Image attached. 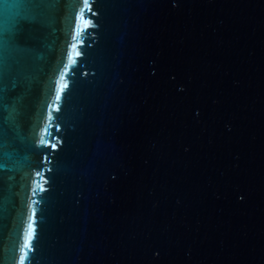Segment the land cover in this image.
Returning a JSON list of instances; mask_svg holds the SVG:
<instances>
[{"label": "water", "instance_id": "obj_1", "mask_svg": "<svg viewBox=\"0 0 264 264\" xmlns=\"http://www.w3.org/2000/svg\"><path fill=\"white\" fill-rule=\"evenodd\" d=\"M13 23L0 264H264V0H49Z\"/></svg>", "mask_w": 264, "mask_h": 264}, {"label": "snow or ice", "instance_id": "obj_2", "mask_svg": "<svg viewBox=\"0 0 264 264\" xmlns=\"http://www.w3.org/2000/svg\"><path fill=\"white\" fill-rule=\"evenodd\" d=\"M87 4V0H85ZM49 7V0H0V105H3L4 82L14 73H18L21 65V48L16 42L17 23H13L8 27L9 21H17V18L36 19L44 17L45 10ZM73 48L76 45L72 46ZM80 53H77L79 55ZM67 85H61L60 91L57 92L56 99H61L62 90ZM11 118V117H9ZM51 118V114L49 115ZM45 141L41 138L40 143ZM7 146V141L4 139L3 125L0 123V169L8 167V161L4 160L3 156L10 154L4 152L3 149ZM55 148V145H52ZM40 173H37L39 175ZM43 190V189H42ZM32 236V228L29 226V239ZM28 247V244H25ZM24 262V257L21 256V264Z\"/></svg>", "mask_w": 264, "mask_h": 264}]
</instances>
